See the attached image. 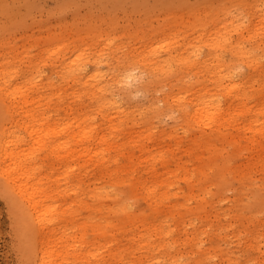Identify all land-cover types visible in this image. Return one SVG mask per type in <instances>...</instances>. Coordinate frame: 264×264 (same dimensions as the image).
Listing matches in <instances>:
<instances>
[{
	"label": "bare ground",
	"instance_id": "6f19581e",
	"mask_svg": "<svg viewBox=\"0 0 264 264\" xmlns=\"http://www.w3.org/2000/svg\"><path fill=\"white\" fill-rule=\"evenodd\" d=\"M176 13L125 48L95 31L92 49L40 47L26 70L17 45L0 50L1 88L26 77L6 90L0 175L32 264H240L233 240L264 264V0Z\"/></svg>",
	"mask_w": 264,
	"mask_h": 264
},
{
	"label": "rangeland",
	"instance_id": "374dc122",
	"mask_svg": "<svg viewBox=\"0 0 264 264\" xmlns=\"http://www.w3.org/2000/svg\"><path fill=\"white\" fill-rule=\"evenodd\" d=\"M223 1L227 2L229 0ZM223 1L0 0V50H8L10 49L9 45H17L18 48L15 46L17 50L11 52V55L19 58L21 57L22 61L20 66L26 70L28 68L30 55L39 52L41 49L40 47L53 46L60 41H70V43H74L77 40L80 41V38H82L83 41H85L83 45H90L92 49L95 31V34H101L103 36L114 33L123 34L124 38L121 47L125 48L126 45L128 47L129 43L133 42V34L131 32L134 30L147 31L148 27H150L149 23L156 24L162 21L167 14L174 15L175 11H177L176 15H179L185 13V11L191 7H199V9L202 10L206 7L216 6L217 4L223 3ZM204 5L206 7H203ZM182 6L184 7L182 8ZM172 8L174 10H172ZM100 36L98 38H100ZM117 41L118 40H115V45L108 47L107 53L110 51V57L115 56V54L122 55V49L119 50L117 48ZM124 44L125 46H123ZM24 47L28 48L27 52H24ZM19 53L21 54L19 55ZM111 61L114 60L111 58ZM52 67L54 66H52V62L49 59L47 68L44 66V69L49 72L50 70L52 71ZM243 69L248 70L245 66ZM19 77L20 78L15 79L18 80L15 82L16 84L23 85L26 77ZM15 82L13 81L9 84L6 90L8 89L9 91V88L11 90ZM3 84V80H1L0 88ZM4 89L5 88H1L0 90V132L7 126L12 128L13 125H16L15 121H9L10 113L6 110V107L9 105L12 97L8 96V91ZM32 93L31 95H33ZM31 95L29 94V97H32ZM125 100H127L126 103H138L140 107L142 106L141 104H144V101L146 103L147 97L145 93L137 92V94H133L130 100L125 96ZM58 101L56 100L55 102L58 103ZM167 120L169 122L171 119ZM20 122V126H14L17 130L16 133L24 135L26 145H30L32 143L31 136H29L28 131L22 127L24 124H30V118L23 117ZM51 162L52 159L47 160L45 163L46 165L43 167V171L46 172L48 176L52 174L49 168ZM257 176H260V174H257ZM8 190L4 178L0 175V264H32L33 254L35 252L34 249L36 246L38 247V242L36 243L34 230L21 222L20 213L16 207L17 199L14 203L13 194ZM229 193L232 194V190H229ZM214 222L217 221L214 220ZM89 238H92L91 233L89 234ZM216 239L221 246H226L224 239L220 237H216ZM230 245L231 249H233L231 253L234 254L235 259H239L241 262L240 264H243V262H245V256L242 253L243 241L233 240ZM256 253L255 251V254ZM230 264H236V261H231Z\"/></svg>",
	"mask_w": 264,
	"mask_h": 264
}]
</instances>
